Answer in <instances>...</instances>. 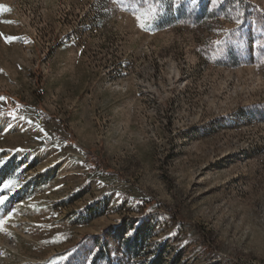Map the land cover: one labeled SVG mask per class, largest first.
<instances>
[{
	"label": "rangeland",
	"instance_id": "1",
	"mask_svg": "<svg viewBox=\"0 0 264 264\" xmlns=\"http://www.w3.org/2000/svg\"><path fill=\"white\" fill-rule=\"evenodd\" d=\"M0 34V264H264V0H0Z\"/></svg>",
	"mask_w": 264,
	"mask_h": 264
},
{
	"label": "snow or ice",
	"instance_id": "2",
	"mask_svg": "<svg viewBox=\"0 0 264 264\" xmlns=\"http://www.w3.org/2000/svg\"><path fill=\"white\" fill-rule=\"evenodd\" d=\"M113 2L117 3V4H121V6L123 5V0H113ZM192 2L195 3L196 0H192ZM171 3H173L176 7L180 6V0H171ZM4 10L7 11L8 9H4ZM134 19L137 21L138 27H140L141 30H145L146 29V22H145L144 15H134ZM235 22L237 24H239L240 23L239 18H237ZM0 35H2V34H0ZM15 39H16L15 37H5V40L8 43L13 42ZM218 43L227 44L228 41H224V42H219L218 41ZM0 100H4V98L0 97ZM11 115L13 116V118L22 119V117L16 116L15 113H12ZM7 199H8V197L6 195H0V207L4 206V204L6 203ZM13 216H14L13 210L9 209L7 211V213L5 214V216L0 217V232H3L5 230L6 226L9 224V222L13 218ZM4 234L5 235H10V233H8V232H4Z\"/></svg>",
	"mask_w": 264,
	"mask_h": 264
}]
</instances>
